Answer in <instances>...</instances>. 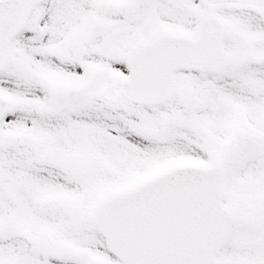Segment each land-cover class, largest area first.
Segmentation results:
<instances>
[{
  "label": "snow or ice",
  "instance_id": "obj_1",
  "mask_svg": "<svg viewBox=\"0 0 264 264\" xmlns=\"http://www.w3.org/2000/svg\"><path fill=\"white\" fill-rule=\"evenodd\" d=\"M0 264H264V0H0Z\"/></svg>",
  "mask_w": 264,
  "mask_h": 264
}]
</instances>
